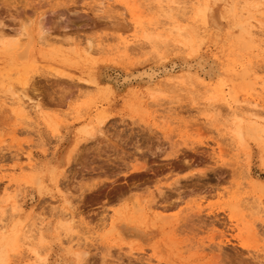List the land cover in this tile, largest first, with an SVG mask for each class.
<instances>
[{"label":"rangeland","instance_id":"obj_1","mask_svg":"<svg viewBox=\"0 0 264 264\" xmlns=\"http://www.w3.org/2000/svg\"><path fill=\"white\" fill-rule=\"evenodd\" d=\"M250 4L0 0L7 264H264V3Z\"/></svg>","mask_w":264,"mask_h":264},{"label":"bare ground","instance_id":"obj_2","mask_svg":"<svg viewBox=\"0 0 264 264\" xmlns=\"http://www.w3.org/2000/svg\"><path fill=\"white\" fill-rule=\"evenodd\" d=\"M264 1V0H263ZM264 3V2H263ZM262 1L261 0H251V6L253 7V8H259L262 4ZM161 8H162V6H161ZM203 22L204 23H208V20H207V18H206V15L204 14L203 15ZM240 26H241V28H242V31H243V33H247L248 35H250V37L255 33L256 34V36L258 37V40H259V42H262V43H264V19L262 20V22L261 23H259V24H253V27L255 28V30H254V33H253V31H252V29L250 30L247 26H246V24H239ZM13 40V39H12ZM253 39H251V41H252ZM121 41V44L125 47H127V42H122L123 40H120ZM0 42H2V43H4L5 41H0ZM16 42V41H15ZM10 42H6V43H4V47L5 48H8L9 46H10ZM128 47H130V46H128ZM12 49V48H11ZM11 49H10V51H11ZM90 49V48H89ZM7 50V49H6ZM199 65V64H198ZM188 68H190V67H188ZM166 69V68H165ZM195 69H196V67H195ZM187 72H191V71H187ZM20 74V73H19ZM20 76V75H19ZM137 77H147V81L148 82H154L155 81V79H156V77H157V74H156V72H144V73H141V74H139V75H136ZM132 77V76H131ZM135 77V76H134ZM127 78H129V77H127ZM23 79V78H22ZM131 79V78H130ZM126 80V79H125ZM23 81H25V79L23 80ZM20 82V81H19ZM26 82V81H25ZM25 82H23V84L25 83ZM27 83V82H26ZM25 85V84H24ZM20 89H22V88H20ZM20 89H16V91H18V90H20ZM10 91V95H7L8 96V98L7 99H4V102H5V100H7V101H10V103H12V104H15L16 106H17V110L19 111V112H21V113H24L25 115H34V116H38V109L39 108H37L38 107V105L37 104H35L34 103V101L31 99V98H28L26 95H24L22 92V94L20 93V91H22V90H20V91H18L21 95H19V93L17 94V93H15L14 92V90L12 91V89H8L6 92H9ZM8 94V93H7ZM7 96H4V97H7ZM247 131L249 132V133H252L253 135H257V133L259 132V131H263L262 129L260 130L259 129V127H257L256 125H252L251 127H249V128H247ZM247 132V133H248ZM237 134H238V137L239 138H243V136H244V131H243V129L240 127V126H238L237 127ZM262 135V134H261ZM263 137V136H262ZM31 156H29L28 158H29V164H28V167H32L33 166V164L31 163L32 162V159L30 158ZM23 166H19L18 168L19 169H23L22 168ZM141 167V166H140ZM143 167V166H142ZM141 167V168H142ZM15 168V167H14ZM33 168H35L34 166H33ZM35 170V169H34ZM15 171V170H14ZM9 181H12V179H9ZM40 181V180H39ZM43 185V184H42ZM14 187H13V191H15V194L17 195V196H19L20 195V185L19 184H17V183H14V185H13ZM5 190L8 192V194H10L11 192L9 191V188L7 187V188H5ZM23 190V189H22ZM21 190V191H22ZM22 193V192H21ZM21 199V198H20ZM18 201V200H17ZM19 202V201H18ZM17 202V203H18ZM18 205V204H17ZM16 213V212H15ZM15 213H13V214H15ZM64 213L65 212H63V215H64ZM12 214V215H13ZM32 214V213H31ZM34 214V213H33ZM11 215V214H10ZM11 215V217H14V216H16V214L15 215H13L12 216ZM67 214H65V217H67L66 216ZM10 217V216H9ZM10 217V218H11ZM69 217V216H68ZM62 218V217H61ZM1 219V218H0ZM72 219V218H71ZM2 220V219H1ZM65 221V220H64ZM70 221H72V220H70ZM1 222V221H0ZM2 225V224H1ZM31 227V226H30ZM3 229V228H2ZM28 229V228H27ZM70 229V228H69ZM0 230H1V226H0ZM29 231V230H28ZM30 233V232H29ZM32 233V232H31ZM17 233H15V234H13V235H16ZM10 235V234H9ZM18 235V234H17ZM12 236V235H11ZM31 236H32V234H31ZM2 236H0V238H1ZM13 237V236H12ZM3 238H4V236H3ZM16 238V237H15ZM14 238V239H15ZM27 238V237H26ZM29 238V237H28ZM27 238V239H28ZM14 239H13V241H14ZM31 239V238H30ZM7 240H9V238L7 239ZM7 240H5V241H7ZM10 240H12V239H10ZM68 240V239H67ZM73 240V239H72ZM72 240H69V241H66V242H69V243H72ZM3 242V241H2ZM3 244V243H2ZM6 244H7V242H6ZM5 244V245H6ZM12 244V243H11ZM68 244V243H67ZM72 244H74V243H72ZM4 245V244H3ZM29 245V244H28ZM1 247V246H0ZM7 247V246H6ZM36 250V249H35ZM36 253H37V251H36ZM38 254V253H37ZM0 264H7V258H6V251L5 250H3V249H0ZM26 264H33L32 262L31 263H26ZM37 264V263H36Z\"/></svg>","mask_w":264,"mask_h":264}]
</instances>
